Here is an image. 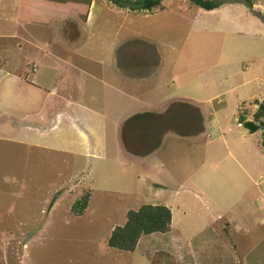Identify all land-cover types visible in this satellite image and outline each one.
Returning a JSON list of instances; mask_svg holds the SVG:
<instances>
[{
	"label": "rangeland",
	"instance_id": "rangeland-1",
	"mask_svg": "<svg viewBox=\"0 0 264 264\" xmlns=\"http://www.w3.org/2000/svg\"><path fill=\"white\" fill-rule=\"evenodd\" d=\"M102 1L105 7L96 21L111 24L105 40L115 31L119 37L131 29L149 33L163 64L156 89L173 93L180 101L161 113L129 104L131 112L119 121L115 113H122L129 100L124 93L131 95L136 90H122V98L118 92L104 93L100 83L87 82L85 75L77 74L79 70L70 68L72 63L62 64L70 81L61 88L65 90V106L57 109L47 105L39 114V104L51 96L44 99L46 94H33L31 103L37 104L31 112L32 122L41 127L51 129L58 124L53 131L62 135L63 153L38 147L39 142L50 144L55 136L52 132L31 133L32 144H26V156L15 169L21 173L16 174L15 189L5 182L17 197L10 200L11 207L6 206V196L0 199V210L11 214L0 218V264H264V225L259 224L264 217L259 208L264 204H257V199L264 198L263 130L246 143L240 141L239 132L244 127H237L235 111L237 101L254 100L245 90L250 85L243 87L241 80L264 74V21L257 10L243 2L206 11L189 0H162L163 11L155 7L142 15L110 0ZM53 5L57 6L55 11L67 7ZM75 7L77 13L79 7ZM235 15L239 16L238 30H233ZM96 29L100 31L97 36L103 35L106 26L98 24ZM23 32L22 28L20 34ZM127 38L115 51L117 67L146 59L133 55L156 56L154 48L137 45L136 36L128 34ZM31 39V44L48 49L49 41L37 39L36 43L35 37ZM102 40L94 41L97 49L105 47ZM19 45L16 52L28 57L18 63L23 73L33 74L35 65L33 71L54 69L50 59L38 63V51L28 43L21 41ZM79 47L87 50V46ZM122 56L126 60L121 66ZM77 65L84 68L87 64ZM253 67L258 72H253ZM77 81L76 86L82 88L71 91L69 85ZM55 82L56 78L52 79ZM163 83L169 90H162ZM74 90L84 98L89 96L84 101L90 103L91 110L79 115L73 110L74 101H78ZM261 92H255L258 98ZM190 106L195 108L189 111ZM178 107L187 117L184 130L179 125L180 116L176 120L171 116L170 109ZM144 115V119H137ZM115 123L117 127L112 126ZM153 131L161 140L154 155L133 156L129 147L134 145L139 146L137 155L154 151L155 141L143 136ZM160 189L164 194L155 197L152 190ZM174 191L179 195L174 196ZM85 193L89 194L86 209L76 215L71 204ZM142 204L168 206L170 230L142 235L133 251L108 247L106 238L111 229L123 224L129 209ZM210 228L216 230L213 239L208 234Z\"/></svg>",
	"mask_w": 264,
	"mask_h": 264
},
{
	"label": "crops",
	"instance_id": "crops-1",
	"mask_svg": "<svg viewBox=\"0 0 264 264\" xmlns=\"http://www.w3.org/2000/svg\"><path fill=\"white\" fill-rule=\"evenodd\" d=\"M45 3L46 2L42 0H0V199L4 198V196L7 197V207L12 206L10 200L17 197V195L14 194L15 190L11 191L12 193L9 192L10 186L5 182H9L12 185L11 190L15 189L17 185L15 181L16 174L20 173H16L15 169H18L17 163L21 162V160H24L26 156V144H32L31 133L34 132L36 134H42L44 133L43 130L45 129L54 134L53 129L55 130V127L58 128L57 123L53 124L51 129H48L46 126L41 127L38 123L35 124L32 122V106L37 103L32 104L31 98L33 94L39 95V93L46 94L44 95V99H47V97L51 96L50 99L45 101L46 103L39 104L41 107L38 112L39 114L43 113L42 109L47 108V105L57 109L59 106H65V90H61V88L68 86L69 83L67 82L70 81L67 80V74L65 76V73L69 74V71L68 69H64L62 64L67 65L72 63V67L70 68H73V70H79L80 72L77 74L81 73L82 77L85 75L83 78H87V82L97 81L100 83L104 93L118 92V94H120L119 97L121 98L123 96L129 97L128 101L130 102L125 101L126 108L122 111V113H115L118 116L117 120L119 121L123 117H126V113L129 114L131 112V110L128 109L131 108L130 106L128 107L129 104H137L136 106H140V110L144 108L148 111L161 113L170 104L180 101L175 100L176 98H179V96L170 92L160 93L158 91L161 89H156V84L160 81L158 80V75H160L159 72L163 64L158 46L153 43L154 38H149V33H145L141 29H131L129 32L125 33L124 36L122 35V37H119L117 34L118 31H115L116 34H114L111 39L105 40L107 29H109L111 25L108 21L102 22L106 26V29L101 33L103 35H96L100 33V31L96 29V26L98 24H102L96 20L99 17L101 9L105 7L102 0L91 1L87 17L84 21L80 20L78 14L73 9H69L66 13H63L59 11L64 7L58 11H55L57 6H49L48 4L46 7L44 6ZM234 3L235 2L225 3L226 5L223 4L221 6H233ZM251 8L253 10L259 11L261 15L264 16V0H254V4ZM156 9L163 11L165 9L164 3H161V8L157 7ZM228 11L230 12V8ZM146 12L147 11H140L139 13L146 15ZM123 20H125V18H123ZM232 22L234 24L233 30H238L239 16L235 15V17L232 18ZM24 24L28 25V31L26 30V26ZM119 27H123L122 21L120 22ZM22 28L24 29V32L21 35L20 33ZM66 32H68L67 35L65 34ZM262 32V34H264V26L262 28ZM128 34L132 37L136 36L137 45L143 46L146 44L147 48H154L156 50V56L153 57L152 55L143 53L139 55H133L137 56L138 58L142 57L143 55V57L146 59L142 62L136 63L135 65L129 64L123 68L117 67L115 64V61L117 60V54L115 51L123 41L128 39ZM32 37L36 38V43L38 42L37 39L40 41H49L48 49H42L31 44L30 40L32 41ZM96 40H102L101 43H104L105 47L97 49L94 44V41ZM21 41L28 43L38 51L39 57L37 59L40 60L38 63L46 59H50L51 62L55 64L54 69L48 71L44 70L41 72H39V69L33 71L36 68L35 65L32 69L33 74L28 75V73H23V70L18 68V63L21 61L26 62L28 57L22 55L21 52H16V47L21 46L19 45V42ZM80 45L87 46V50L80 48ZM119 59L121 66L124 65L126 56H122ZM255 59H257V57ZM77 63H84L87 65H83L85 67L81 68L80 65H77ZM57 64H61L60 67L57 66ZM176 68L180 67L176 65ZM257 69V67H253L252 70L253 72H258ZM127 71L132 73L131 76L126 73ZM52 74H54V78ZM55 78L56 82L52 83V79ZM46 83L51 84L47 85ZM77 83L79 84L77 81L73 83V85H69L71 91H73V89L78 90L79 88H82L81 86H76ZM240 85L243 87L245 85H250V87L245 90L249 93L248 97L254 100L249 101L248 103L240 100L237 101L235 105V111L238 116V128L244 127L243 123L245 121L254 120L252 117L257 112L258 105L264 98V74L260 76H253L246 81L242 79ZM163 89L169 90L164 85V83L162 84V90ZM77 90H74V92L78 97L77 100L81 101V104H79L78 101L75 104L74 101L75 106L73 110L79 115V113L88 112L93 107H91L89 102L84 101L86 98L89 99V96L84 98V95L77 94L79 91ZM122 90H136V93L131 95L124 93V95L121 96ZM260 90H262V92L260 98H258L255 92ZM224 94L225 92L222 93V95ZM79 96L83 97L80 99ZM92 98L95 99L94 97ZM62 100L63 104H58V101L61 102ZM54 101H56L55 104L53 103ZM222 102H224V99H222ZM110 104L120 106L122 103L120 102L118 104L112 102ZM110 104L106 105L105 107L109 106ZM198 109L203 117L204 114L202 110L200 108ZM212 111L217 112L216 108H212ZM112 115L113 114H111V116ZM38 117L42 121L43 117L41 115ZM263 118L264 113L253 122L256 124H261L260 121L262 122ZM208 121H211V117L210 120L208 119ZM239 122H242L241 126L238 125ZM112 126L117 127V123L112 124ZM261 126L263 125L261 124ZM261 126L253 133H250L248 129L244 127L239 132L240 141L246 143L247 140L250 139L251 136L253 137V135L259 129H262L264 132V126L263 128H261ZM54 135L55 136L50 139V144L48 142H39L40 145L38 147L54 151L55 153H60L61 155V153H63L62 135L60 137L56 134ZM160 145L146 156L137 154L132 155L138 158L148 157L152 154L154 155V152L160 147ZM247 146L250 150L248 143ZM22 148H24V150ZM20 171L23 172L22 169H20ZM160 186L164 185L160 184ZM18 189L22 190L23 188L18 187ZM162 191L163 190L161 189L152 190V194L155 197H159L161 194H164L161 193ZM177 195L179 194L174 191V196ZM257 204L260 206L264 204V198L257 199ZM259 210H264V206L260 207ZM9 216H11L9 212H4V209L0 210L1 219L4 217L8 218ZM259 224L261 226L264 225V217L261 218ZM208 234L209 237L213 239V234H216V230L210 228ZM205 252H203V254H205Z\"/></svg>",
	"mask_w": 264,
	"mask_h": 264
},
{
	"label": "trees",
	"instance_id": "trees-1",
	"mask_svg": "<svg viewBox=\"0 0 264 264\" xmlns=\"http://www.w3.org/2000/svg\"><path fill=\"white\" fill-rule=\"evenodd\" d=\"M42 1H49V6H55L53 4L63 3L67 4V7L63 8L59 12L66 13L69 9L77 10L76 5L79 7L77 12L81 21H84L87 17V13L90 7L91 0H42ZM113 4L117 5L118 7H127L130 10L135 11H150L155 7L161 8L162 0H110ZM195 6L200 7L206 11H210L213 9L218 8L219 6L230 3V2H243L248 5L250 8L254 4V0H189ZM81 3L82 6H81ZM81 6V7H80ZM69 7V8H68ZM58 12V13H59ZM257 15L264 21V16L261 15L259 11H257ZM194 109L193 107H188V110ZM172 110V118L176 120L180 116V124L182 129L188 126L187 124V117L183 116L184 113L179 111L180 108L170 109ZM179 111V112H178ZM264 113V98L261 100L260 104L258 105V110L254 115V120H257L259 116H262ZM148 115V114H146ZM140 116L137 119L140 121L144 119L145 116ZM253 121H245L244 127L248 129L250 133L255 132L261 124L264 126V122L260 121L261 124H256ZM144 137H149L150 140L153 141L155 144L153 146V150L156 149L159 144H161V140L159 137L155 135L157 133L149 132L143 133ZM180 134V133H179ZM153 139V140H152ZM141 143L144 140H140ZM139 146H130V152L133 154H138ZM261 147L264 153V132L263 137L261 140ZM89 194L85 193L82 196L76 198L74 202L71 204V211L76 215H82L86 209L88 204ZM171 210L168 206L164 204H142L137 209H129L125 213V221L121 225L114 226L109 235L106 238V245L110 248H114L117 250L123 251H133L135 250L137 243L142 235H150L153 233H166L171 228Z\"/></svg>",
	"mask_w": 264,
	"mask_h": 264
}]
</instances>
